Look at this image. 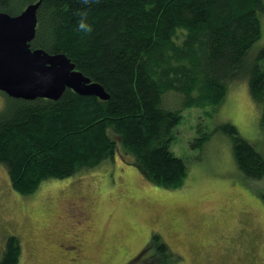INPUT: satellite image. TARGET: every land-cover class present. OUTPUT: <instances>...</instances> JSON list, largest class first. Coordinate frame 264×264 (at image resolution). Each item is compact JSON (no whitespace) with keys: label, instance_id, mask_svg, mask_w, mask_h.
Listing matches in <instances>:
<instances>
[{"label":"trees","instance_id":"16d2710c","mask_svg":"<svg viewBox=\"0 0 264 264\" xmlns=\"http://www.w3.org/2000/svg\"><path fill=\"white\" fill-rule=\"evenodd\" d=\"M37 0H0L18 14ZM87 8L89 34L78 32ZM264 0H41L30 47L64 53L107 99L66 87L57 99L12 97L0 90V164L10 186L27 195L49 178H67L112 160L120 148L152 182L180 187L185 160L172 143L181 111L212 105L245 81L264 128ZM169 96V97H167ZM168 98V99H167ZM172 104H168L169 100ZM231 140L232 156L248 180L264 177V154L231 123L215 127ZM209 133L197 139L202 145ZM264 201V192L261 193ZM21 240L8 234L0 264H19ZM147 264H174L180 255L153 231Z\"/></svg>","mask_w":264,"mask_h":264},{"label":"rangeland","instance_id":"374dc122","mask_svg":"<svg viewBox=\"0 0 264 264\" xmlns=\"http://www.w3.org/2000/svg\"><path fill=\"white\" fill-rule=\"evenodd\" d=\"M260 24L254 51L264 46V13ZM181 113L171 147L187 175L177 188L149 180L120 148L112 160L43 180L27 195L10 186L0 164V252L5 237L15 234L19 264H147L156 231L180 255L174 264H264V177L246 179L230 138L214 130L231 123L264 154V128L246 82L232 84L214 109ZM206 133L208 140L197 145Z\"/></svg>","mask_w":264,"mask_h":264},{"label":"water","instance_id":"95a60500","mask_svg":"<svg viewBox=\"0 0 264 264\" xmlns=\"http://www.w3.org/2000/svg\"><path fill=\"white\" fill-rule=\"evenodd\" d=\"M40 2L27 4L15 15L0 11V90L12 97L57 99L69 87L107 99L103 86L77 70L66 54L30 47Z\"/></svg>","mask_w":264,"mask_h":264},{"label":"clouds","instance_id":"9594fccd","mask_svg":"<svg viewBox=\"0 0 264 264\" xmlns=\"http://www.w3.org/2000/svg\"><path fill=\"white\" fill-rule=\"evenodd\" d=\"M80 2L84 5H90L91 3L98 2V0H80ZM76 15L80 17V20L78 21L76 25V30L78 32H82L85 34H89L92 31L91 24L87 23V8L77 10Z\"/></svg>","mask_w":264,"mask_h":264},{"label":"flooded vegetation","instance_id":"af4514ba","mask_svg":"<svg viewBox=\"0 0 264 264\" xmlns=\"http://www.w3.org/2000/svg\"><path fill=\"white\" fill-rule=\"evenodd\" d=\"M76 246V245H75ZM76 250V249H75Z\"/></svg>","mask_w":264,"mask_h":264}]
</instances>
